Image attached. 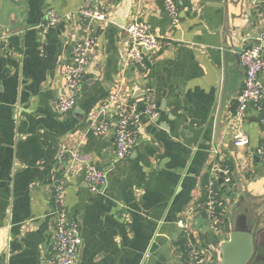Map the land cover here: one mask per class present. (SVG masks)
Here are the masks:
<instances>
[{
  "label": "crops",
  "instance_id": "crops-1",
  "mask_svg": "<svg viewBox=\"0 0 264 264\" xmlns=\"http://www.w3.org/2000/svg\"><path fill=\"white\" fill-rule=\"evenodd\" d=\"M98 2L107 21L96 27L98 45L76 106L60 115L54 103L63 94L64 65L87 0H0V264L44 263L53 243L56 179L63 180L68 216L82 240L77 264H184L179 221L190 227L200 264H209L207 248L228 242L240 202L264 227V164L255 153L261 130L253 108L240 124L232 121L244 79L234 55L227 60L228 97L215 137L224 47L231 39L239 52L254 45L264 32V0H176L175 28L161 0H133L126 23L138 19L169 43L145 56L142 67L124 63L127 37L108 20L123 0ZM51 10L61 22L46 29ZM260 79L264 88V72ZM114 93L141 111L150 94L156 107L155 117L141 115L133 148L120 162L112 127L116 105L108 109L111 130L92 134L96 114ZM236 131L247 136V145L233 146ZM60 152L66 167L57 162ZM86 164L106 174L97 193L83 180ZM216 164L231 171L230 184L220 187L228 216L227 232L219 236L195 210Z\"/></svg>",
  "mask_w": 264,
  "mask_h": 264
},
{
  "label": "built area",
  "instance_id": "built-area-1",
  "mask_svg": "<svg viewBox=\"0 0 264 264\" xmlns=\"http://www.w3.org/2000/svg\"><path fill=\"white\" fill-rule=\"evenodd\" d=\"M89 6L78 12V36L71 46L70 58L64 65L65 84L63 94L54 103L56 113L63 115L74 109L81 93L85 70L90 56L98 45L96 27L107 21L104 8L98 0H87ZM165 13L172 27L180 24V13L176 0H161ZM61 22L60 16L53 10L49 11L44 28H55ZM127 37V49L124 63L127 65L143 66L145 56L155 55L165 49L169 43L156 36L151 27L138 19H134L123 28ZM258 45L245 48L239 54L244 68V79L241 91L236 97V110L232 121H244L248 109L253 108L257 113V121L261 130V141L255 153L264 164V88L260 74L264 72V32L257 39ZM145 107L141 111L134 102H123L119 93L111 94L102 104L96 114L93 135L102 137L111 130L108 109L116 105L115 112V159L120 162L131 152L135 143L137 128L141 115L156 116V107L150 94L144 97ZM232 144L239 148L248 144L247 136L236 131L232 137ZM73 160H78L77 154ZM72 160V161H73ZM58 164H64L65 156L62 152L57 155ZM68 163H65L66 167ZM83 180L92 193L99 192L105 185L106 174L92 164H86L82 170ZM221 180V182H219ZM231 182V171L227 166L214 165L203 186V198L196 205V212H201L206 222L207 230L214 235L227 232L228 209L221 198L220 187L228 186ZM52 208L50 217L53 220V243L43 264H77L82 240L78 231V224L71 220L65 204V190L62 179H56L52 190ZM185 239L184 264H200L202 253L196 248V242L185 221L177 222Z\"/></svg>",
  "mask_w": 264,
  "mask_h": 264
},
{
  "label": "water",
  "instance_id": "water-1",
  "mask_svg": "<svg viewBox=\"0 0 264 264\" xmlns=\"http://www.w3.org/2000/svg\"><path fill=\"white\" fill-rule=\"evenodd\" d=\"M133 0H123L119 12H114L108 15V20L115 23L121 28H125L128 14ZM116 16H120V20H116ZM228 24H226V29ZM229 43V42H228ZM258 45L259 41L252 42ZM264 47V42L261 43ZM224 74L223 83L220 96V102L215 120V137H218L219 128L223 119V112L227 103L229 74L227 71V60L229 55H234L239 58V47L232 42L224 47ZM112 127H115V122ZM221 182V180L219 181ZM261 218L254 219L247 209L244 202L235 208L231 218V233L228 242L221 247L219 244L210 245L207 248V256L209 257V264H264V251L261 242L263 241L264 227L261 226ZM264 226V225H263ZM219 253L221 254L219 256Z\"/></svg>",
  "mask_w": 264,
  "mask_h": 264
},
{
  "label": "trees",
  "instance_id": "trees-1",
  "mask_svg": "<svg viewBox=\"0 0 264 264\" xmlns=\"http://www.w3.org/2000/svg\"><path fill=\"white\" fill-rule=\"evenodd\" d=\"M183 243V242H182Z\"/></svg>",
  "mask_w": 264,
  "mask_h": 264
}]
</instances>
